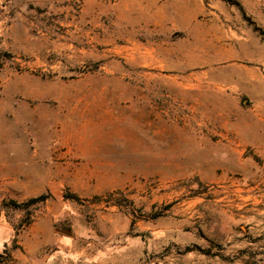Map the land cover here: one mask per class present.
I'll use <instances>...</instances> for the list:
<instances>
[{"label": "rangeland", "instance_id": "1", "mask_svg": "<svg viewBox=\"0 0 264 264\" xmlns=\"http://www.w3.org/2000/svg\"><path fill=\"white\" fill-rule=\"evenodd\" d=\"M0 264H264V0H0Z\"/></svg>", "mask_w": 264, "mask_h": 264}, {"label": "trees", "instance_id": "2", "mask_svg": "<svg viewBox=\"0 0 264 264\" xmlns=\"http://www.w3.org/2000/svg\"><path fill=\"white\" fill-rule=\"evenodd\" d=\"M227 1H229V0H227ZM37 199H39V198H33L30 201L33 202V201H36Z\"/></svg>", "mask_w": 264, "mask_h": 264}]
</instances>
